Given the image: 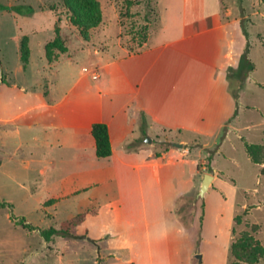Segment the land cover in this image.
Wrapping results in <instances>:
<instances>
[{
    "label": "crops",
    "instance_id": "obj_1",
    "mask_svg": "<svg viewBox=\"0 0 264 264\" xmlns=\"http://www.w3.org/2000/svg\"><path fill=\"white\" fill-rule=\"evenodd\" d=\"M172 2L161 33L149 30L138 51L103 52L84 44L79 61L70 52L54 61L46 57V89L0 81V142L25 151V172L42 179L33 187L46 189L55 208L63 199L99 196L88 198L79 212H87L86 218L74 226L85 237L57 235L91 244L96 256L104 243L112 255L89 264H174L181 245L187 247L185 264H192L195 241L173 210L195 182L206 138L215 142L235 116L228 73L238 67L248 38L241 19L221 16L222 0L210 10L205 0ZM143 116L146 136L168 137L187 148L157 155L153 146H140ZM97 122L109 127L113 152L106 158L97 156ZM196 143L201 145L192 147ZM172 166L181 173L178 181L165 173ZM211 166L212 188L222 171L214 158Z\"/></svg>",
    "mask_w": 264,
    "mask_h": 264
},
{
    "label": "rangeland",
    "instance_id": "obj_2",
    "mask_svg": "<svg viewBox=\"0 0 264 264\" xmlns=\"http://www.w3.org/2000/svg\"><path fill=\"white\" fill-rule=\"evenodd\" d=\"M99 2L103 22L90 30L89 39L86 40L80 29L69 21L63 0H0V63L5 82L46 89L48 83L43 76L48 74L49 69L45 72V46L55 37L56 26L60 28L67 51L59 53L55 50L54 55L70 52L79 61L84 44L103 52L131 53L141 49L149 30L153 36L161 33L162 24L168 22L169 12L174 5L172 0H150V5L147 0ZM205 4L208 10L213 9L215 0H205ZM222 4V17L241 19L244 33L245 30L247 32V45L250 46L249 57L255 67L237 90L236 115L228 126L225 125L226 130L223 126L217 132L215 142L205 139L209 147L201 148L203 157L197 164L199 173L195 176V182L180 195L175 205L181 209L179 217L185 216L191 236L194 233L195 236L199 235L203 211V250L200 252L196 247L192 264H232L235 261L231 251L234 241L251 247L256 244L257 249L261 245L264 247V175L260 171L264 165V0H222ZM18 5L31 6L33 12L24 14L14 8ZM157 14L163 16L164 20L156 22ZM148 15L150 23L146 21ZM26 35L29 36L31 56L24 67L20 45ZM240 64L241 58L236 69ZM160 138L159 135L149 134L141 136L138 143L140 146H153L157 155L187 148L186 145H174L173 139L168 137ZM199 145L192 144V147ZM3 146L4 143L0 142V198L12 206L0 207V264H89L94 258L99 263L109 259L107 257L112 254L104 243L98 244L100 256H96L91 244L57 235L47 241L39 230L54 226L73 231L72 218L87 207L88 198L99 197L98 194L63 199L55 208L54 197L46 189L33 187L42 179L36 178L33 170L25 172V151ZM247 146H250V152ZM213 158L222 171L218 176L219 181L211 188L215 184L213 179L211 189L200 196L205 173L215 175L214 168L209 167ZM165 170L167 175H174L179 180L181 173L175 167ZM167 183L170 184L168 180ZM13 216H24L39 229L30 231L16 223ZM256 226L258 230L255 232ZM251 233L255 236H251ZM186 245H190L189 237ZM186 248L181 245L174 255V264H185ZM256 264H264V257Z\"/></svg>",
    "mask_w": 264,
    "mask_h": 264
},
{
    "label": "trees",
    "instance_id": "obj_3",
    "mask_svg": "<svg viewBox=\"0 0 264 264\" xmlns=\"http://www.w3.org/2000/svg\"><path fill=\"white\" fill-rule=\"evenodd\" d=\"M148 5H150V0H147ZM63 5L65 6L67 16L69 21L77 26L80 29V32L82 36L88 40L90 35V30L92 28H95L99 26L103 22V11L101 4L99 0H63ZM17 10L23 12L24 14L30 15L33 12V8L31 6H23L18 5L16 7ZM13 8V9H14ZM152 10V8H150ZM151 15V14H150ZM150 15L146 17L147 22H151ZM55 37L48 41L45 46V52L46 57L49 61H54L58 59L59 55H54L55 50H58V52L63 53L67 51V47L64 43V40L60 34V28L59 26H56L55 28ZM245 33L247 34L246 30ZM250 52V46L247 45V48L245 52L242 54L241 57V64L238 69L230 68L228 73V79H229V90L234 96V98L237 100L238 92L237 90L242 85L245 78L251 73L252 70H254V63L249 57ZM20 55H21V61L23 63V66L26 67V65L30 61L31 56V48L29 46V36H24L21 40L20 45ZM0 81L5 82V78L1 75V63H0ZM238 111V105L235 112V115ZM225 130L227 129L226 126H224ZM141 130L142 134L145 137L147 135L146 131V118L143 116L142 122H141ZM92 134L96 141V152L97 156L101 158H106L111 156L113 150H112V144H111V138L109 133V127L104 122H97L92 127ZM134 144V141H130L125 144L126 148L131 149ZM248 151L250 152V146L248 147ZM211 156V155H210ZM211 159V158H210ZM209 167L212 169V166ZM261 174L264 175V165L261 167ZM180 195L178 196V198ZM177 198V201H178ZM11 207L12 204L10 202H7L0 198V207ZM180 210L174 207L173 214L174 216L181 222V224L187 228L188 224L185 222V216L179 217ZM87 212H82L73 217L71 224L73 226H76L83 222L86 218ZM14 217V216H13ZM14 220L16 223L22 225L24 228L29 229L30 231L39 229L38 227L34 226L28 220L22 216L20 218L14 217ZM236 222V218H235ZM202 225H203V211L200 216V224H199V235L195 236V233L193 234V239L195 241V246L199 247L200 241H201V234H202ZM42 236L47 240H51L55 235H61L64 237H79L83 238L85 236H77L71 229L69 228H56L54 226H51L49 228L39 229ZM258 230V226L255 228V232ZM251 236H255L253 233H251ZM92 240V239H90ZM94 241V240H92ZM258 246L254 244L252 247L244 244H240L238 241H234L231 244V251L233 256L235 257V261L232 264H256L257 261L264 257V247L261 245V249H257ZM124 264H134V262H127Z\"/></svg>",
    "mask_w": 264,
    "mask_h": 264
},
{
    "label": "water",
    "instance_id": "obj_4",
    "mask_svg": "<svg viewBox=\"0 0 264 264\" xmlns=\"http://www.w3.org/2000/svg\"><path fill=\"white\" fill-rule=\"evenodd\" d=\"M149 141L151 142L152 139L149 138ZM174 145H177L179 147H183L184 144L183 143H179V142H174ZM214 175L211 173H205L203 181H202V185H201V189H200V196H204L205 193L207 192V190L210 187L211 181L213 180ZM199 257H201V255H199Z\"/></svg>",
    "mask_w": 264,
    "mask_h": 264
}]
</instances>
